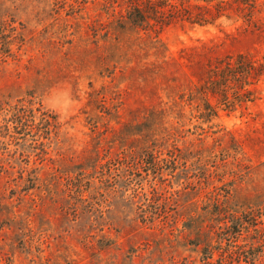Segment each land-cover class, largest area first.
Listing matches in <instances>:
<instances>
[{"label":"rangeland","instance_id":"1","mask_svg":"<svg viewBox=\"0 0 264 264\" xmlns=\"http://www.w3.org/2000/svg\"><path fill=\"white\" fill-rule=\"evenodd\" d=\"M107 1L0 0V264H264L258 241L249 246L259 235L246 225L235 243L224 236L228 242L196 249L191 233L178 232L181 220L173 223L175 212L214 199L231 213L249 211L256 223L264 213V0H140L157 22L148 32L126 30L144 40L125 46L119 61L93 36L109 31V15L126 13L125 0ZM238 57L256 67L248 86L229 79L220 92L199 94L210 69L223 71ZM223 93L233 102L221 103ZM30 99L54 119L50 139L43 131L34 139L27 130L14 134L9 108ZM205 102L216 111L207 119ZM154 109L164 116L151 118ZM147 122L148 131L131 134ZM150 148L161 161L175 155L178 170L159 178L139 159L133 165ZM87 158L102 166L95 187L103 215L91 231L63 207L70 194L60 176L63 164ZM56 172L55 207L41 201L46 183L39 191L19 180L28 173L53 180ZM152 202L167 214L156 223L148 221ZM212 219L202 213L193 223L203 241Z\"/></svg>","mask_w":264,"mask_h":264},{"label":"trees","instance_id":"2","mask_svg":"<svg viewBox=\"0 0 264 264\" xmlns=\"http://www.w3.org/2000/svg\"><path fill=\"white\" fill-rule=\"evenodd\" d=\"M121 3L123 4V1L120 0ZM114 3V0H108L107 3L110 5V3ZM125 6L127 8L126 13L122 14L116 13L109 15V18L111 20L108 21L107 27L109 29L108 32L105 31L104 34H101L99 32H95L93 34L94 39L97 38L98 43H101L102 45H107L110 46L111 48L109 49H115L116 52V59L117 61L121 60L124 56L125 51L123 48L126 46L127 48L129 46L132 47H139L133 44V40L137 43L140 40H144L141 38L138 33H135L132 35V37L128 34H126V30L129 29L130 32H138L139 29H143L144 31H150L151 30V24L152 22H157L156 18L155 20L153 19L155 17V11L152 8H148V10H144L143 7H141V2L140 0H125ZM126 35V36H125ZM131 37V43L128 42V38ZM148 43L152 45H157L156 41H152L149 37H147ZM123 55V56H122ZM115 59V60H116ZM117 64V62H115ZM239 70V72H237ZM241 70V71H240ZM252 70L256 74V67L255 65L250 62V60H246L243 57H238L236 60L234 59L233 61L225 64V68L222 71H219L217 68H213L209 70L208 73V78H207V84L203 90L200 89V95H207V94H216L219 91L220 85L223 82H226L229 79L235 80V82L239 83V89H242L243 86H248L250 82L248 81V78L251 77ZM220 92V91H219ZM198 95V94H197ZM198 95V96H200ZM241 95V94H239ZM37 101V99H35ZM221 103L224 105H228L229 103L233 101H229L225 93L222 94V99L220 100ZM36 104L38 105L37 107ZM175 105V104H174ZM211 104L205 102L204 110L202 113V116H204L206 119L211 117L212 115H216L215 108L210 106ZM40 103H37L32 101L31 99L28 101H23L22 105H20L17 108H9L10 110H13L8 113V116L14 120V124H16L14 131L15 135H20L25 132L26 130V135H30L32 139H34V136H37L40 138L41 133L43 131V136L41 138L45 139H50L51 138V132L50 128L53 123L54 119L50 117V115L46 113H42L40 111ZM170 109V108H169ZM217 109V108H216ZM40 113L41 118L38 117V114ZM164 112H162L160 109L156 111L154 109L149 113V116L155 117L156 115H160V117L164 116ZM201 116V113L199 114ZM216 117V116H215ZM36 122H38L36 124ZM42 123V127H37L39 124ZM17 124L20 126L19 129L17 128ZM142 123L137 124L136 126V131L131 133L132 135H136L137 137L140 136V133L142 134L145 131H148L149 123L147 122L146 125ZM31 143L35 144L37 143V140H32ZM151 144L154 146H158L156 143V140H153ZM8 144L5 143V146ZM45 144L39 143L38 149L42 153L40 155L45 154L44 150ZM27 147H30L29 144ZM31 148V147H30ZM31 149L37 150L36 147H32ZM151 151H142V154L140 156L137 154L136 155V161L133 163V165L139 163L137 162V159L141 161V166H144V172L148 173V175L152 174L156 175L157 177L162 176L160 174L161 171H166L168 170V174L166 176H171L172 173L175 172V170H178L177 167V162L175 160L176 156L172 154L169 155L168 160H162L158 156L155 155L153 152V148H150ZM177 150V149H174ZM99 158L96 159H86L75 165L74 167H70L67 164H63L62 170H60V176L64 177V187H66L67 192L70 194L68 201L69 205L66 206L64 204L63 207H69V210L73 213L74 217H77L78 214L83 217H81L80 221H83L85 224V229L88 231H91L93 229L96 230L97 223L100 220V216L103 215L101 210L96 209L97 205V196L99 195V192L97 191V188L95 187V179L99 178V173L102 170L101 164L98 162ZM42 161H45V159H42ZM98 162V163H97ZM97 163V164H96ZM114 160L111 161L110 164H114ZM120 163V161L117 162V164ZM7 165V162H5ZM122 164V162L120 163ZM100 165V166H98ZM116 165V164H115ZM185 165V163H184ZM114 166V165H113ZM163 166L164 168H162ZM69 168V170L66 169ZM141 168V167H140ZM109 167L107 169V175L109 173ZM4 171H7V169L4 167ZM35 173H28L26 174L27 177L24 175H20L19 180L20 181H25L28 183V185L31 187L33 185L34 189H39L41 188V184L37 183H46L44 185V190H45V195L41 199V201L44 204H47L48 206L53 207L54 205L57 204L58 199L60 196L56 198L57 192L59 191V180H56L58 178V174L53 173L54 178L53 180H48L47 176L43 178L41 174L34 176ZM131 175V174H130ZM135 179H141L140 174H134ZM159 175V176H158ZM25 177V179H24ZM162 178V177H159ZM93 189V190H89ZM114 192L111 191H105V195L112 198L113 201H117L118 199L117 196L113 195ZM179 194V193H178ZM180 195V194H179ZM215 197V196H214ZM154 198H159L158 196H154ZM168 199V198H167ZM166 199V200H167ZM155 200V199H154ZM155 202V201H154ZM154 202L151 203V205L148 206V213H149V219L148 221L150 223H156L157 219H163L167 217V214L165 213V209L163 210V206L155 207ZM167 201H165L166 203ZM225 200L216 201L214 199L211 204H207L205 207L201 208L198 205L194 204V210H189L190 212H185V213H178L175 212V216H173L174 220L173 223L178 219L181 220V226L182 230H178L180 235H187V233H191L194 237L193 239V245L196 249L200 247L201 244H206V247L208 244H221L223 242H228L224 241L225 238L224 236L229 237L231 236L229 240L231 243H235V240H239L240 238L243 237V225L248 226V229H254L253 231L256 233V235H259V237L255 238L254 240L251 241L249 244L250 247H255L254 241H258L257 249L256 252L258 254H261L264 252V248L262 247V243H264V230L260 229L258 230V226L263 227L264 225V213L258 217L259 223H256V219H254V216L248 212L241 213L240 215H237V212L231 213L225 206ZM178 205V210L180 207V203H177ZM55 207V206H54ZM104 213V212H103ZM202 213H206L207 216L210 215L211 213V219L213 217V222L214 225L209 226V232L207 235H204V241L203 236L201 234L202 230L201 228H196L194 227L193 223H196L199 216ZM245 214H248L245 215ZM95 227V228H94ZM94 230V231H95ZM173 230V229H171ZM190 231V232H188ZM91 234V232H89ZM150 235H153L151 233ZM180 235L178 240L180 239ZM88 237V236H87ZM262 237V238H260ZM169 238V237H168ZM196 244V245H195ZM252 250V248H249ZM255 251V249L253 248ZM260 258L259 260H261ZM258 260V258L256 259ZM207 260L204 261L203 264H212L210 262H206ZM151 263V262H150ZM151 264H156V263H151ZM182 264H193V262H188V263H182ZM198 264V263H194Z\"/></svg>","mask_w":264,"mask_h":264}]
</instances>
